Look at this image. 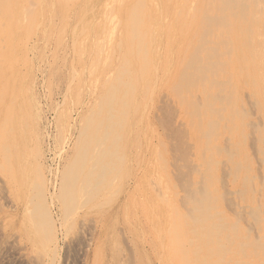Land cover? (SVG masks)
<instances>
[{"label":"bare ground","instance_id":"1","mask_svg":"<svg viewBox=\"0 0 264 264\" xmlns=\"http://www.w3.org/2000/svg\"><path fill=\"white\" fill-rule=\"evenodd\" d=\"M1 188L39 261L264 264V0H0Z\"/></svg>","mask_w":264,"mask_h":264},{"label":"rangeland","instance_id":"2","mask_svg":"<svg viewBox=\"0 0 264 264\" xmlns=\"http://www.w3.org/2000/svg\"><path fill=\"white\" fill-rule=\"evenodd\" d=\"M158 108L160 109V107H158ZM159 114H160V117L158 116L159 123H158L157 129L159 127L158 132L159 133H163V131L161 130L162 129V127H161L162 126V122L161 121L165 120L166 117H165V113H159ZM167 117L169 118V115ZM168 128H169L168 132H169V134L171 136V139L173 141V139H174L173 135H176L178 132H176L177 130L174 128L172 120L168 124ZM177 136H178V134H177ZM173 142H171L172 143L171 144V150L169 152L171 159H175V158L178 157L177 156L178 152L176 151V148L174 149L175 146H172L174 144ZM172 149H173V151H172ZM175 153H177V154H175ZM173 154H175V155H173ZM172 167H173V164H172L171 168ZM176 175L174 176V178L176 177ZM162 179L160 178V180H162ZM164 180H163V182H164ZM142 187L143 186L140 185L139 189H142ZM2 191H3V189L1 188L0 189V193ZM141 192L142 191L139 190L137 192V194L138 193L140 194ZM0 195H1L0 196L1 202H3V199L5 198L4 196H6L7 198L9 197L8 193L5 192V190ZM174 197L175 196H171L169 199L175 200L177 198V196H176L175 199H174ZM6 199H4L5 202H3V204L4 203H5V205H6V203L10 204L9 203L10 199L8 198L9 199L8 202H7ZM1 202H0V206H1L0 207L1 208L0 209V264H45L44 263L45 260L41 259V261H39V259H37V258H35L36 260L34 259V257L36 255L31 253L29 246H26L28 244H26L25 241L20 237V231H22V225L24 224V218H23L22 212L20 210L14 211L11 208H9L10 209V211H9L8 207H10V206H8V204H7L6 205L7 208H5V205H1ZM140 205L141 204H140V201H139V204H137V207L139 208ZM2 206H4V207H2ZM11 211H14L15 213L11 212ZM19 212H20V215H19ZM17 215H18V218L20 216L19 219L17 218ZM91 216H92V220L90 218ZM3 217H6V218H3ZM9 217H11V218H9ZM15 217L17 218V220H16ZM93 218H94V216L92 214L87 219L85 218V220L82 219L81 217H79L78 221L76 222V225H75V229H74L75 233L73 231L72 233H70V235L66 239H63V240L59 236V242H58V245H57V247H58V256H57L56 260L52 261L53 263L51 261L50 262L49 261H47V262L45 261L46 264H48V263L49 264H98V263L100 264L101 263L102 264L103 261L107 260V257L110 258V256L105 252V249H104L105 247L103 246V240H104L103 234L105 233L104 232L105 230H103V234L100 237V239H99L100 241L98 243L99 246L102 244L103 247L102 246L101 247L103 248V252L104 253H102V251H101L102 248H100V251H99L98 254L95 253V255H94V253H93V250H92L93 247H92V244L90 242L91 235H92V237H95V238L98 237V235H97L98 234V228H96L97 226L95 225V223L93 221ZM9 219H10V221H8ZM22 219H23V221H22ZM80 219H81V221H80ZM18 220H20L21 223ZM86 220H87V222H86ZM16 221H18V224H17ZM89 221L92 222V223H90ZM14 222H15V224H14ZM79 222H80V224H78ZM11 224L13 225V227H12ZM118 225H119L118 227L116 225L117 229H119L120 227L121 228L123 227V225H121V224H118ZM59 231H62V230L60 229ZM93 231H94V233H92ZM121 231H123V229L120 230V232ZM6 232H8L7 233L8 235H6ZM201 232H202V230H199V231L197 230L196 233H197V235L200 233L199 236H201L202 233H203V232L202 233ZM120 234H121V242H122V244L124 242V246H123L124 250H126V248H127V250H129L130 244L128 242H126V241H128L127 240V238H128L127 234L124 235V233H122V232ZM58 235H60V233ZM123 236H126V237H123ZM194 237H196V236H194ZM125 238H126V240H125ZM127 244H129V245H127ZM88 245H89V247H88ZM91 250H92V252H91ZM105 253H106V255H105ZM212 255H213V252H210L209 257H211ZM30 256L31 257L33 256V257L30 258ZM93 256H94V258H93ZM95 256H97V258ZM94 260H96L98 263H94ZM37 262H39V263H37ZM106 262L107 261H105V263L103 262V264H106ZM108 263L109 262H107V264Z\"/></svg>","mask_w":264,"mask_h":264}]
</instances>
